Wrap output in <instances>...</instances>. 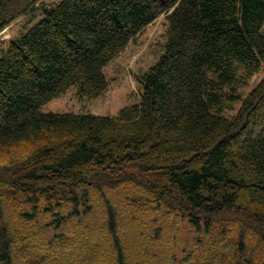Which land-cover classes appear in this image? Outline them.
I'll use <instances>...</instances> for the list:
<instances>
[{"label": "trees", "instance_id": "16d2710c", "mask_svg": "<svg viewBox=\"0 0 264 264\" xmlns=\"http://www.w3.org/2000/svg\"><path fill=\"white\" fill-rule=\"evenodd\" d=\"M162 15L137 104L42 112L70 89L99 97L104 67ZM34 16L0 55V152L32 147L0 167V264H144L158 214L216 233L206 264H264V0H0V32Z\"/></svg>", "mask_w": 264, "mask_h": 264}, {"label": "rangeland", "instance_id": "374dc122", "mask_svg": "<svg viewBox=\"0 0 264 264\" xmlns=\"http://www.w3.org/2000/svg\"><path fill=\"white\" fill-rule=\"evenodd\" d=\"M37 17H21L0 32V55L8 48L10 40L24 29L30 20H35ZM166 31L167 22L162 15L133 38L127 47L104 67L107 87L99 97L85 99L78 96L75 89H70L43 106L42 112L114 117L121 109L137 104L140 100L138 78L157 61L162 52ZM262 77L263 71L260 70L249 80L245 89H240L241 97L244 98ZM234 107V112H229L227 115L234 114L239 104ZM31 150L32 147L26 144L3 150L0 152V167L24 159ZM234 220V217L218 218L213 223L214 229H221ZM50 221L49 218L44 220V222ZM144 222L147 226L145 236L150 245V249L146 250L148 253L143 254L144 264H159L160 261L167 264H206L211 261L212 245L216 244L215 232L211 236H204L201 231L192 229L183 220L174 222L163 214L146 218ZM72 225L67 223L68 230L62 229V224L54 233L48 231V242L53 235L71 236ZM158 228L165 230V232L160 231L159 239L153 233L154 229ZM38 229L40 230V227L36 225V231Z\"/></svg>", "mask_w": 264, "mask_h": 264}, {"label": "bare ground", "instance_id": "6f19581e", "mask_svg": "<svg viewBox=\"0 0 264 264\" xmlns=\"http://www.w3.org/2000/svg\"><path fill=\"white\" fill-rule=\"evenodd\" d=\"M137 166V165H136ZM139 169V166H138ZM78 189V188H77ZM89 189V188H88ZM114 190V189H113ZM79 192V191H78ZM124 192V191H123ZM84 194V193H82ZM128 195V194H127ZM130 196V195H129ZM137 198V197H136ZM88 199V198H87ZM81 201V200H80ZM135 202V201H134ZM105 203V202H104ZM111 203V202H110ZM146 203V202H145ZM93 204V203H92ZM116 206V205H115ZM130 206V205H129ZM45 207V206H44ZM131 207V206H130ZM157 207V206H156ZM105 213V212H104ZM130 213V212H129ZM83 215V214H82ZM96 216V215H95ZM54 217V216H53ZM53 219V218H52ZM86 220V219H85ZM44 221V220H43ZM53 221V220H52ZM46 223V222H45ZM44 223V224H45ZM111 226V225H110ZM115 226V225H114ZM103 228V227H102ZM108 229V228H107ZM39 230V229H38ZM110 231V230H109ZM112 234V233H111ZM95 235V234H94ZM108 237V236H107ZM111 237V236H110ZM102 238V237H101ZM146 238V237H145ZM60 241V240H59ZM148 243V242H147ZM73 244V243H72ZM58 246V245H57ZM116 256V254H114ZM64 257V256H63ZM66 257V256H65ZM100 261V260H99ZM115 262V261H114Z\"/></svg>", "mask_w": 264, "mask_h": 264}]
</instances>
